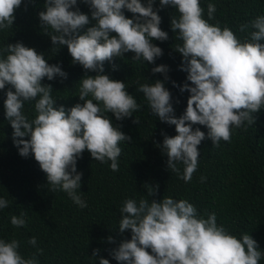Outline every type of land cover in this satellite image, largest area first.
Segmentation results:
<instances>
[{
	"label": "clouds",
	"instance_id": "clouds-1",
	"mask_svg": "<svg viewBox=\"0 0 264 264\" xmlns=\"http://www.w3.org/2000/svg\"><path fill=\"white\" fill-rule=\"evenodd\" d=\"M85 2L96 23L82 34L80 29L90 21L89 15L80 11L77 0H45V10L39 12L41 26L52 44L66 45L73 63L81 65L86 73H97L85 74L79 81L82 104L67 110L63 105L54 107L52 85L42 81L45 77L49 81L57 76L66 79L67 73L58 64H49L43 53L20 41L8 43L0 52V90L8 86L5 117L13 129L19 154L34 155L46 173L50 191H64L81 208L87 205L77 192L82 178L76 167L78 158L87 150L93 160H110L111 170L118 171L122 151L119 144L132 138L114 126L107 113L123 120L141 107L124 81L104 74V62L131 52L133 60L154 63L163 50L153 40L169 38L160 27L154 0ZM21 3L22 0H0V30L12 28L15 10ZM169 5L179 13L178 17L172 16L170 27L183 42L175 50L182 55L180 68L191 82L180 87L181 92L190 93L186 110L175 116L164 81L140 84L137 91L143 93L155 116L175 125L177 134L165 135L161 147L167 154V167L187 183L198 167V145L206 138L205 132L199 127L193 129V125L206 126L207 138L213 146H219L221 140L231 141L234 128L243 127L245 122L254 124L253 113L264 108V16H258L250 25H240L241 32L254 29L241 40L228 26L209 23L216 11L212 3L207 6L208 19L204 18L199 0H160L161 9ZM125 9L132 13L131 18L125 15ZM152 71L164 73L168 79L166 65H157ZM28 101H35V117L31 120L23 111ZM133 122L138 124L139 118ZM26 136L30 139H23ZM178 163L184 165L182 175ZM157 188L148 186V196L155 195ZM8 204V200L0 198V209ZM120 212L119 232L131 230V239L122 240L110 252L120 264H259L262 257L251 235L243 234L238 239L217 224L215 212L204 218L187 199L163 196L159 201L141 198L137 202L129 198ZM24 216L23 212L19 217L13 215L11 224L23 226ZM112 239L108 237L110 242ZM29 243L35 246L36 238ZM19 247L16 239H0V264H39L35 254L24 258ZM37 251L43 254V249ZM97 252L94 249L92 257ZM99 264L110 261L100 257Z\"/></svg>",
	"mask_w": 264,
	"mask_h": 264
},
{
	"label": "trees",
	"instance_id": "trees-1",
	"mask_svg": "<svg viewBox=\"0 0 264 264\" xmlns=\"http://www.w3.org/2000/svg\"><path fill=\"white\" fill-rule=\"evenodd\" d=\"M199 2L205 19H208V4L216 7L209 23H219L221 28L228 26L241 40L254 29L249 27L241 32L240 25H250L258 16H264V0ZM44 5L45 0H22L15 10L12 28L0 30V52L8 43L20 41L43 53L49 64H58L67 73V78L57 76L49 81L45 77L42 83L52 85L54 107L63 105L67 110L84 102L79 99V81L85 74L94 76L97 73H86L81 65L73 63L66 45L52 44L39 18V12L45 10ZM77 6L89 15V24L80 29L82 34L96 22L92 20L85 0H77ZM153 8L159 9L160 27L169 36L166 41L153 40L163 50L162 55L151 64L133 60L131 52L104 62V74L124 81L127 91L141 107L123 120L107 113L113 125L132 138L119 144L122 151L118 157V171L111 170L110 160L104 163L93 160L87 150L78 158L76 167L82 178L77 192L86 207L75 204L62 190L51 192L46 173L34 155L30 153L23 157L19 154L12 137L13 129L5 117L4 100L8 86L0 90V198L9 201L7 207L0 209V239L18 240V251L24 258L35 254L39 264H99V258L104 257L110 264H120L110 252L122 240L131 239L130 229L124 233L118 230L123 202L129 198L137 202L141 198L159 201L163 196H170L175 200L187 199L204 218L215 212L217 224L223 225L238 239L243 234L251 235L262 252L259 264H264V108L253 113L256 117L254 124L245 122L243 127L234 128L231 141L221 140L219 146H213L211 139L207 138L206 126L193 125V129L199 127L206 134L198 145V167L187 183L171 172L167 167V154L161 146L165 135L177 134L175 125L162 122L155 116L137 88L140 84L164 81L172 96L174 114L179 117L186 110L190 95L187 90L181 92L180 87L191 82L180 68L182 55L175 50V46L183 42L170 27V20L173 15L178 17V11L170 5L161 9L160 0H154ZM124 12L132 17L127 9ZM161 64L168 67L166 80L164 73L152 71ZM34 104L35 101L25 102L23 111L29 120L35 117ZM136 117L139 118L138 124L133 122ZM177 167L182 175L184 165L178 163ZM201 177L205 179L202 181ZM148 186H158L155 195L148 196ZM21 212L25 213V224L13 226L11 217H19ZM109 236L113 238L111 242ZM32 237L36 238L35 246L29 243ZM37 249H43V254ZM94 249L98 250L95 258L92 257Z\"/></svg>",
	"mask_w": 264,
	"mask_h": 264
}]
</instances>
